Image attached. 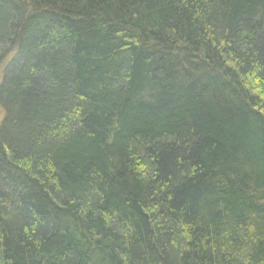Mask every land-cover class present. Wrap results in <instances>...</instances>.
Segmentation results:
<instances>
[{"label": "trees", "instance_id": "trees-1", "mask_svg": "<svg viewBox=\"0 0 264 264\" xmlns=\"http://www.w3.org/2000/svg\"><path fill=\"white\" fill-rule=\"evenodd\" d=\"M0 264H264V0H0Z\"/></svg>", "mask_w": 264, "mask_h": 264}, {"label": "rangeland", "instance_id": "rangeland-1", "mask_svg": "<svg viewBox=\"0 0 264 264\" xmlns=\"http://www.w3.org/2000/svg\"><path fill=\"white\" fill-rule=\"evenodd\" d=\"M3 117V114H2V111L0 110V120L2 119Z\"/></svg>", "mask_w": 264, "mask_h": 264}]
</instances>
